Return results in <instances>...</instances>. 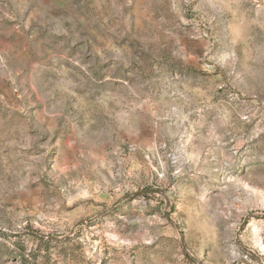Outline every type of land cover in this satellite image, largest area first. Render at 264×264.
Returning <instances> with one entry per match:
<instances>
[{"label": "rangeland", "instance_id": "1", "mask_svg": "<svg viewBox=\"0 0 264 264\" xmlns=\"http://www.w3.org/2000/svg\"><path fill=\"white\" fill-rule=\"evenodd\" d=\"M0 264H264V0H0Z\"/></svg>", "mask_w": 264, "mask_h": 264}]
</instances>
